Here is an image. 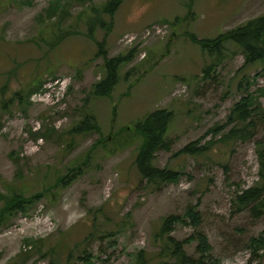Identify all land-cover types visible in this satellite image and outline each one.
I'll list each match as a JSON object with an SVG mask.
<instances>
[{
	"label": "rangeland",
	"instance_id": "374dc122",
	"mask_svg": "<svg viewBox=\"0 0 264 264\" xmlns=\"http://www.w3.org/2000/svg\"><path fill=\"white\" fill-rule=\"evenodd\" d=\"M107 2L0 0V264H132L141 252L149 264H181L160 255L157 234L172 214L182 221L171 235L196 260L183 264H264L251 241L264 234V213L237 201L262 182L264 127L230 143L213 131L231 127V109L248 93L264 107V68L244 65L229 43L204 77L212 58L192 38L264 14V0H123L114 15ZM118 55L130 60L110 94L96 95ZM158 108L174 117L171 150L155 164L181 173L160 186L135 163L136 124ZM86 116L99 131H74ZM194 141L207 147L180 152ZM14 196L29 201L5 213ZM199 232L211 245L205 254Z\"/></svg>",
	"mask_w": 264,
	"mask_h": 264
},
{
	"label": "trees",
	"instance_id": "16d2710c",
	"mask_svg": "<svg viewBox=\"0 0 264 264\" xmlns=\"http://www.w3.org/2000/svg\"><path fill=\"white\" fill-rule=\"evenodd\" d=\"M123 0H108L105 11L114 15ZM93 29V27H92ZM193 40L200 44L203 51L211 56L212 61L204 68V77L211 76L216 66L225 58L228 44L232 43L245 57L244 65L261 63L264 68V14L249 19L228 31L220 33L214 38H198L192 35ZM130 60V56L118 55L107 60L108 74L94 87V93L100 96L110 94L118 80L119 67ZM255 95L248 93L237 101L230 113L231 125L227 129L225 125L216 127L213 131L221 135L222 142L230 143L238 140L247 141L255 138L261 127H264V107L255 106ZM174 117L172 110L167 108L155 109L139 120L136 130L143 137V142L138 148L135 163L141 176L148 182L157 186L169 182H176L180 179L181 173L178 170L160 167L155 164V158L159 150H171V142L167 134ZM99 125L96 120L86 116L75 128V132L97 130ZM197 141L185 145L180 152L185 154H198L203 152L206 145H198ZM260 146L261 179L260 185L251 186L241 190L237 195V201L243 209H250L255 217L264 213V142L258 140ZM29 199L12 197L7 201L5 213H11L12 209L20 202L25 203ZM18 208V207H17ZM191 217L192 223L198 226L200 213L196 208H189L186 213ZM182 221L179 215L167 216L158 231V237L163 241L160 255L167 259H175L177 262L194 263L195 258L189 256L185 249L184 241H180L171 235L176 224ZM199 241L198 249L203 254L211 250L208 238L202 232L196 235ZM257 247L264 248V234L251 239ZM132 264H149L145 252L138 255L136 262Z\"/></svg>",
	"mask_w": 264,
	"mask_h": 264
}]
</instances>
